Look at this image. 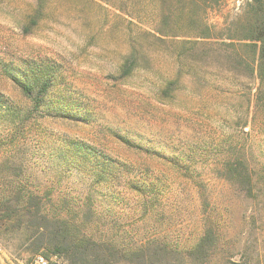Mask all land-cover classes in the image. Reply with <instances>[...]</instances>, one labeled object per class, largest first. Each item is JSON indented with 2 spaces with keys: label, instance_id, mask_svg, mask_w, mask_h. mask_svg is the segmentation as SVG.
Masks as SVG:
<instances>
[{
  "label": "rangeland",
  "instance_id": "1",
  "mask_svg": "<svg viewBox=\"0 0 264 264\" xmlns=\"http://www.w3.org/2000/svg\"><path fill=\"white\" fill-rule=\"evenodd\" d=\"M242 2L227 0L204 13L217 35L226 34ZM142 4L147 26L159 24L163 13L175 15L173 6L164 8L154 0ZM41 6L45 8L42 15L37 13ZM130 21L139 24L103 0H0V92L27 107L28 101L3 67L28 71L48 65L59 79L54 96L70 98L74 113L88 120L44 119L31 135L32 148L25 161L31 172L35 168L38 176L33 178L44 183L61 180L62 191L79 196L82 177L61 174L63 164L56 154L64 139L86 142L122 165L119 179L113 180L115 187H103L97 197L100 220L94 228L118 234L125 245L166 238L187 249L198 242L205 222L214 217L221 226L220 248L206 264H264V212L255 213L254 202L235 193L216 171L232 147L246 154L255 168L264 165V133L251 122L242 127L244 120H240L247 104V97L241 95L248 94L247 83L232 82L213 71L209 78L220 92L212 86L204 88V82L188 81L174 102H160V88L176 72L163 48H152L151 70H140L128 81L113 80L131 31L136 29ZM116 134L191 172L184 176L158 156L130 147ZM130 180L146 186L144 196L129 190ZM145 200L149 204L146 213ZM6 224L10 225L0 230V264H42L41 253L18 241L19 231L13 223ZM43 258L45 264H69L64 258ZM183 264L196 263L186 257Z\"/></svg>",
  "mask_w": 264,
  "mask_h": 264
},
{
  "label": "trees",
  "instance_id": "2",
  "mask_svg": "<svg viewBox=\"0 0 264 264\" xmlns=\"http://www.w3.org/2000/svg\"><path fill=\"white\" fill-rule=\"evenodd\" d=\"M116 1L103 0L139 24L130 21L136 29L131 31L127 52L113 80L128 81L140 70H151L152 48H163L174 61L176 72L160 88V102H174L188 81L204 82V88L212 86L220 92L209 78L216 71L218 76L232 82L247 83L248 94H241L247 97L240 113V120H244L242 127L251 122L264 133V0H241V12L227 25L224 36L216 34V27L206 22L204 13L227 0H154L164 8L173 6L175 15L163 13L160 23L153 26L142 20L148 16L143 8L144 0L113 4ZM44 11V6L37 9L41 15ZM3 70L28 106L18 105L0 92V230L10 225L6 223H13L14 230L19 231L18 241L29 243L35 253L47 259L64 258L69 264H183L186 257L196 264H206L219 250L221 226L214 217L205 222L198 242L187 249L169 243L166 238L125 245L117 239L118 234L94 228L100 220L97 197L102 195L103 187H115L113 182L119 179L122 165L86 142L64 139L56 154L60 156L57 161L63 164L59 168L61 174L76 173L82 177L84 183L79 196L62 191L61 180L44 183L33 178L37 175L35 168V173L31 172L25 161L32 148L31 135L39 130L44 119L86 123L88 120L74 113L70 98L54 96L59 79L48 65L29 67L28 71L6 65ZM117 135L130 147L165 160L184 176L191 172L189 167L176 164L159 152L150 153L142 145ZM39 143L37 140L33 147L38 149ZM233 149L228 150L216 169L217 176L235 193L254 202L255 213L260 214L264 212V165L255 168L246 154ZM129 186L130 191L145 195L146 186H138L132 180ZM148 207L145 200V213Z\"/></svg>",
  "mask_w": 264,
  "mask_h": 264
},
{
  "label": "built area",
  "instance_id": "3",
  "mask_svg": "<svg viewBox=\"0 0 264 264\" xmlns=\"http://www.w3.org/2000/svg\"><path fill=\"white\" fill-rule=\"evenodd\" d=\"M39 261H40V263H42V264H45V263H46V261H45V259H44L43 257H40V258H39Z\"/></svg>",
  "mask_w": 264,
  "mask_h": 264
}]
</instances>
